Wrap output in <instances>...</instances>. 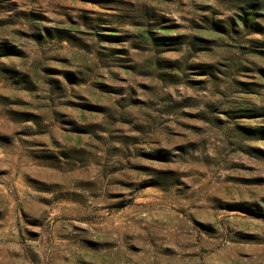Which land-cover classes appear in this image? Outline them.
I'll return each mask as SVG.
<instances>
[{"label":"rangeland","instance_id":"rangeland-1","mask_svg":"<svg viewBox=\"0 0 264 264\" xmlns=\"http://www.w3.org/2000/svg\"><path fill=\"white\" fill-rule=\"evenodd\" d=\"M0 264H264V0H0Z\"/></svg>","mask_w":264,"mask_h":264}]
</instances>
